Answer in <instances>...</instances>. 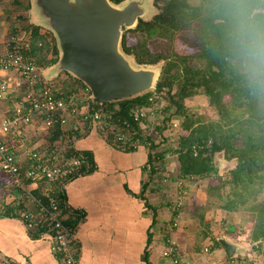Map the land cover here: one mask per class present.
I'll use <instances>...</instances> for the list:
<instances>
[{"label":"trees","instance_id":"16d2710c","mask_svg":"<svg viewBox=\"0 0 264 264\" xmlns=\"http://www.w3.org/2000/svg\"><path fill=\"white\" fill-rule=\"evenodd\" d=\"M154 5L157 14L147 21L140 19L134 29L124 31L122 48L134 55L138 63L163 60L157 87L107 104L130 116L134 109L151 106L148 97L155 93L154 103L162 118L158 117L154 125L159 133L158 143H154L150 134L146 136L150 145L148 162L155 159L159 165L166 153L175 152L177 177L185 182L184 199L187 188L204 185L206 201L202 206L195 205L194 215L198 226L204 223L207 228L198 234L197 242L209 236L210 224L204 215L215 205L221 211H245L253 216L250 239L258 243L255 249L264 255V80L257 83L250 78L234 43L233 19L239 7L252 14L253 21L264 25V0H198L196 4L189 0H154ZM22 28L31 33L32 40L38 38L44 42L40 51L33 50L37 64L42 68L52 65L57 60L53 37L50 42L45 41L41 28L31 22ZM64 74L66 85L83 86L79 80ZM197 94L207 97L214 118L205 114L197 116L186 108L184 101ZM173 116H178L179 125L168 132ZM135 127L143 130L141 124ZM63 131L58 124L44 130L46 145L38 151L47 156L77 152L73 145L76 131H70L68 138L63 136ZM173 132L175 143L168 147ZM160 146L163 147L157 149ZM217 153L233 161V166L224 169V173L214 161ZM150 171H157L156 166L152 165ZM60 185L56 187L57 192L60 188L58 196H61ZM18 195L13 192L5 196V215L18 217L13 211L25 208L21 202L15 205ZM184 206L185 203L179 210ZM216 238L212 239V254L223 249ZM225 254L226 260L237 263L226 251Z\"/></svg>","mask_w":264,"mask_h":264},{"label":"crops","instance_id":"0c3cea01","mask_svg":"<svg viewBox=\"0 0 264 264\" xmlns=\"http://www.w3.org/2000/svg\"><path fill=\"white\" fill-rule=\"evenodd\" d=\"M24 2L27 0H0V53L4 51L9 32L23 29L28 23H22L23 26L18 23L26 19V6L21 8ZM15 82L11 86L14 94L1 104L9 100L12 105L24 92L25 87L18 88ZM11 105L0 115L9 114ZM157 112L148 120L149 124L142 125L147 131L150 125L156 124ZM38 126L39 123L34 124ZM73 145L91 157L96 166L60 185L58 197L66 223L74 228L72 242L78 264H170L164 256L168 237L179 245L184 264H200L212 257V253L207 256L188 248L196 242L192 234L195 237L199 225L194 215L195 205L202 206L206 201L197 195L198 188L194 185L186 189L185 206L178 218L170 208L179 179L174 151L166 153L157 171L151 173L150 148L146 146L122 151L94 129L76 133ZM169 155L172 158H167ZM4 200L5 196L0 206V262L62 264L61 255L51 251L46 238L38 236L37 229L28 228L18 217L4 214ZM209 212L210 209L204 216L208 223ZM170 220L178 223L172 230L166 227Z\"/></svg>","mask_w":264,"mask_h":264},{"label":"built area","instance_id":"2783aa9c","mask_svg":"<svg viewBox=\"0 0 264 264\" xmlns=\"http://www.w3.org/2000/svg\"><path fill=\"white\" fill-rule=\"evenodd\" d=\"M42 46L43 41L38 38L32 40L29 31L14 29L9 32L4 51L0 53V104L14 94L11 91L14 81L16 87H26L11 105L9 114L0 117V172L8 179L11 189L19 191L21 200L15 203L19 205L21 202L25 207L13 212L19 215L28 228L37 229L38 236L46 238L51 251L61 255L62 264H78L72 242L74 228L66 223L56 187L67 179L94 170L96 166L81 151L68 156L60 152L47 156L38 149L28 148L24 142L26 130L36 121L39 123L38 128L43 131L58 124L64 129L63 136L67 138L70 131L78 133L94 129L122 151L136 150L141 146L149 149L146 136L150 134L154 143H158L159 133L153 125H150L148 131L143 126V130H138L135 125L146 124L154 118L158 105L154 103L153 93L148 97L151 106L134 109L130 116H124L107 103H93L90 91L84 85H66L64 78L44 79L45 68L37 64L33 55L34 48L40 51ZM171 125L170 130L178 126L174 119ZM169 140L172 145L175 138L171 133ZM157 161L154 159L150 163V170L152 165L158 169ZM184 184L181 179L176 180L175 198L170 203L171 210L177 211L176 218L180 215L179 208L185 203L182 189ZM36 189L39 192L35 193ZM177 225L175 220L166 223L168 230ZM165 243L164 256L170 264H184L177 242L168 237ZM202 254H211V247L203 246ZM0 264L6 263L1 261ZM202 264L237 263L232 259H209Z\"/></svg>","mask_w":264,"mask_h":264},{"label":"water","instance_id":"95a60500","mask_svg":"<svg viewBox=\"0 0 264 264\" xmlns=\"http://www.w3.org/2000/svg\"><path fill=\"white\" fill-rule=\"evenodd\" d=\"M30 7L32 23L51 32L57 49V60L44 69V79L65 72L100 105L156 89L163 60L138 63L122 48L125 30L157 14L154 0H30ZM219 160L214 158L221 167ZM216 240L230 258L244 252L224 234Z\"/></svg>","mask_w":264,"mask_h":264},{"label":"rangeland","instance_id":"374dc122","mask_svg":"<svg viewBox=\"0 0 264 264\" xmlns=\"http://www.w3.org/2000/svg\"><path fill=\"white\" fill-rule=\"evenodd\" d=\"M189 1L191 4H196L198 0H189ZM28 3H29V7H27ZM28 3L24 2L23 5H21V8L26 6V12H25L26 13V19L18 20V23L20 22L21 26H23L22 23H27L29 21L31 23L33 22L32 21L33 20L32 11H31V7H30V0H28ZM40 28H41V32H42V35L44 36L45 41L50 42V40H51L50 38L53 37L51 32L48 31V29H46L44 27H40ZM43 44H44V42H43ZM64 77H65V74H64V72H62L57 78L60 79V78H64ZM19 94H20V92H18L17 96H19ZM10 103L11 102H9V100H8V101L4 102L3 104H0V113L5 112L7 109H9V105H11ZM184 104L188 110H190L191 112H193L197 116L205 114L206 116H210L212 118L215 117L214 110L210 106H208L207 97L203 94H197V95H194L193 97H191L190 99H186L184 101ZM0 116H2V115H0ZM158 117H160V116H159V113L157 112L156 120H158ZM160 118H162V117H160ZM172 118L173 119L177 118L176 122H177V125H179L180 119L178 118V116H173ZM34 124L36 125V124H38V122L36 121V122H34ZM34 124L31 125L26 130V132L24 134V142L26 143V146L28 148L38 149L40 146H45L46 143H45L44 138H43L44 131L38 127H34ZM168 132H171V130H168ZM171 136L176 138V135L174 132H173V134L171 133ZM169 146H172L171 143H170V145H168V147ZM161 147H163V146H160V148ZM170 156L171 155H169V157H167V158H172V156L171 157ZM215 157L220 158V160H222V166L220 167V172L224 173V169L227 168V170H228V168L233 166V161L225 160L222 153L221 154H219V153L215 154ZM5 178L6 177H4L2 175V173L0 172V182L2 181L4 183ZM203 186L204 185H202L201 188L197 187L198 189H200V191L197 189V192H198L197 195H200L199 197L201 200L206 198V194H205V190H204ZM5 188L11 189V186L9 185L8 182L7 183L5 182L3 186L0 185V206H1V201H3V198H4V196L7 195V192H8V194H13V192H16L12 189L6 192ZM3 193H6V194H3ZM2 194L4 195L3 197H2ZM166 195L169 196V193L167 192ZM13 196H16V195H13ZM19 196L20 195H18V197H17V202L19 200H21V198H19ZM209 209H210V212L206 214L207 218H209V220H210L209 221V224H210L209 236L207 238H205L204 240L197 242L199 240L198 234L199 235L202 234V232L206 231V228H207L206 226H203L204 225V223H203L201 226L197 227L195 237H194V234H192V238L194 241L196 240V242L193 245H190L188 248L191 250H192V248H194L195 251H197V253L200 252L199 254H201L203 246L209 245L210 247H212L213 236H220V235L224 234L227 237L234 240L235 242L239 243L244 249V252L242 255H239V256L234 258L235 260L239 261V262L237 261V264H264V255L261 253L259 254L257 252V250L255 249V245L258 243L257 242L254 243L250 239V232H251V228H252V224H253V216L250 215L249 213L245 212V211H238V212L221 211V209L217 208L215 205H212L211 207H209ZM213 252H214L212 254L214 257V258H212L213 260H217V259L219 261H225L226 260L225 259L226 254H225L224 249L219 248Z\"/></svg>","mask_w":264,"mask_h":264},{"label":"clouds","instance_id":"9594fccd","mask_svg":"<svg viewBox=\"0 0 264 264\" xmlns=\"http://www.w3.org/2000/svg\"><path fill=\"white\" fill-rule=\"evenodd\" d=\"M234 43L248 70L250 78L259 83L264 80V25L252 20L237 8L233 14Z\"/></svg>","mask_w":264,"mask_h":264}]
</instances>
